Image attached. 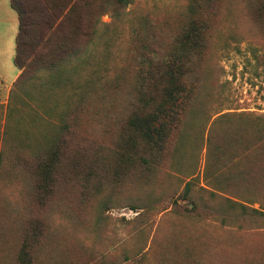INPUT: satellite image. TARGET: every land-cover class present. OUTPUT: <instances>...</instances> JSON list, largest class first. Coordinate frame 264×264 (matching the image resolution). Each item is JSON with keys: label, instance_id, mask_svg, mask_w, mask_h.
Returning a JSON list of instances; mask_svg holds the SVG:
<instances>
[{"label": "rangeland", "instance_id": "obj_1", "mask_svg": "<svg viewBox=\"0 0 264 264\" xmlns=\"http://www.w3.org/2000/svg\"><path fill=\"white\" fill-rule=\"evenodd\" d=\"M24 4L88 36L0 77V264H264V0ZM195 17L187 90L149 142L129 120L165 96L137 95L142 59Z\"/></svg>", "mask_w": 264, "mask_h": 264}, {"label": "trees", "instance_id": "obj_2", "mask_svg": "<svg viewBox=\"0 0 264 264\" xmlns=\"http://www.w3.org/2000/svg\"><path fill=\"white\" fill-rule=\"evenodd\" d=\"M129 0H119L122 4L127 3ZM12 3L17 8L20 16V29L17 37V53L15 56L16 64L21 68H28L36 62L34 59H30L31 56L36 55L39 52V47L44 43V47L47 46V53H42V59H47L48 54L51 55L52 51L63 52L64 46L61 42L57 43V46L52 48L49 46L50 37H53L56 33L64 35L65 39L69 36L79 35L80 38H85L88 33L82 28L79 23L74 22L70 27V32L61 33L65 27L64 22L68 20V15L64 17L58 24L55 25V18H59L62 14L51 13V10L47 13V16H42L43 12L47 10L41 6V16H34L33 11L29 10L24 4V0H12ZM42 4V3H41ZM44 20V21H43ZM192 23L186 25L182 32H180L174 43L171 45L170 51L163 57L159 56L157 60L151 59L149 56H145L142 59V73L137 82V95H141L142 89L150 90L156 89L158 85H162L161 91L163 93L164 100L159 103H152V107L148 110L145 116L133 117L129 120L130 127H135L137 132L141 133V136H150L151 120L157 110L161 109L167 96H172L178 92H185L186 88V77L190 72L191 59L190 55L194 53L202 42L203 27L204 23L202 20L195 17L192 19ZM46 38V40H44ZM53 43H51L52 45ZM46 45V46H45ZM188 45V49L182 54L181 47L184 48ZM42 51V50H41ZM61 59V58H60ZM48 62V61H47ZM24 72L20 75L21 78ZM164 84V85H163ZM140 98H138V101ZM139 105V107H138ZM137 110H142L139 103H136ZM185 105H182L183 111ZM150 111V112H149ZM152 115V116H151ZM150 138V137H149ZM151 138L148 139L151 142Z\"/></svg>", "mask_w": 264, "mask_h": 264}, {"label": "crops", "instance_id": "obj_3", "mask_svg": "<svg viewBox=\"0 0 264 264\" xmlns=\"http://www.w3.org/2000/svg\"><path fill=\"white\" fill-rule=\"evenodd\" d=\"M17 13L8 0H0V77L8 75L14 80L20 73L15 65L14 57L17 46ZM7 63V65H6ZM5 81L6 78L4 79ZM8 82V81H7Z\"/></svg>", "mask_w": 264, "mask_h": 264}]
</instances>
